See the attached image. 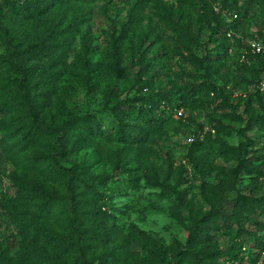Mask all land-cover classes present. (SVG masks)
I'll return each mask as SVG.
<instances>
[{"label":"rangeland","instance_id":"1","mask_svg":"<svg viewBox=\"0 0 264 264\" xmlns=\"http://www.w3.org/2000/svg\"><path fill=\"white\" fill-rule=\"evenodd\" d=\"M5 1L0 0V6ZM15 1L24 6L28 0ZM58 1L50 11H45V3L41 2L34 17L3 11L2 21L13 41L17 68L5 61L8 48L0 37V72L13 78L12 83L37 86L32 88L34 108L3 112L0 101V256L6 252L16 258L33 237L35 224L26 220L25 213L43 217L47 228L55 229L56 234L74 232L83 225L81 219L70 222L58 204L47 212V202L66 194V188L61 177L42 164L45 159L59 162L62 178L66 169L79 165L78 172L86 180L96 181L101 195L89 192L82 196V211L102 208L111 213L115 217L111 223H116L129 238V247L123 252L97 240L86 242L89 258L105 253L110 264H132L138 253L143 257L142 264H163L161 256L166 250H187L194 219L198 216L204 220L214 207L217 186L225 187L227 183L222 190L228 200L237 195L230 185L232 170L239 163L238 150L225 153L218 143L203 149L200 154L205 157L204 171L196 169L187 157L192 141L206 139L209 133L218 135L212 116L215 114L234 128L220 135L230 146L250 143L251 156L253 151L264 153V131L250 123V116L264 112L257 101L256 110L243 115L242 122L216 111L217 99L229 95L232 102L238 103V111H244L243 102L237 101V92L243 93L246 79L254 76L246 40L242 43L236 38L224 39L223 31L215 34L217 22L201 10L198 0ZM237 1L248 7L241 33L258 32L264 26V0ZM121 36H125L122 57L114 58L113 46ZM25 51H41L47 58L31 57L25 67ZM52 64V71L62 72L57 80L45 84L40 81L42 69ZM24 67L31 81L22 80L20 72ZM141 78L143 82L153 81V88L144 93L160 100L171 92L173 105H180L178 110H183L184 115L178 116L177 110L159 114L161 128L148 130L147 138L140 134L145 137L143 142L96 137L76 153L63 156L58 152L48 136L52 126L75 115L90 114L95 115L103 129L113 132L118 120L112 108L134 95L133 87L140 86ZM211 84L222 90L212 91ZM114 87L118 91L113 96ZM234 89L238 91L233 92ZM125 111L131 112L132 120L133 111L128 107ZM135 122L145 125L142 119ZM249 125L251 128L245 130ZM241 177L239 189L249 185L256 196L264 198V176L258 178L257 184ZM99 179L109 182L103 184ZM177 191L186 193L188 208L179 204ZM232 207L231 201L226 202L220 211L231 213ZM100 221L101 216H97L94 223L85 224L91 234L101 227ZM261 224L264 216L245 214L238 222L229 221L230 229L212 232L214 241L204 242L201 247L210 244L216 254L205 264H237L231 260L232 254L245 257V264H264V254L256 260L258 250L250 240L244 245L237 241L239 229L264 236ZM133 227L158 240L156 250L161 256L151 254L152 245L132 237ZM164 248L165 252L160 250Z\"/></svg>","mask_w":264,"mask_h":264},{"label":"trees","instance_id":"2","mask_svg":"<svg viewBox=\"0 0 264 264\" xmlns=\"http://www.w3.org/2000/svg\"><path fill=\"white\" fill-rule=\"evenodd\" d=\"M252 1V0H251ZM41 2L45 3V11L52 10L58 0H28L26 5L22 6L18 4L15 0H6L2 6H0V37L3 42L7 45L8 55L5 57V61L11 67L17 68L16 66V52L13 49V41L10 39V32L7 25L2 21L3 11L7 9L10 13H15L19 16L34 17L37 15L35 12L36 6L38 7ZM198 4L207 16L217 22V26L214 29L215 34L224 32V39L236 38L240 42H244L250 37L258 35L262 40H264V26L256 33L254 32H244L241 33V26L245 20V13L248 11L246 4H241L237 0H198ZM220 7V11L216 10ZM28 15L27 13H30ZM225 12L227 15H225ZM238 15L237 19L233 18V15ZM229 16V17H227ZM229 33H232V37H229ZM195 40H199L198 36H194ZM125 41V36L118 38L114 44V58L122 57V45ZM224 44V43H223ZM246 44V43H245ZM247 49V44L245 45ZM25 59L23 60L24 66L26 67L31 59V57H36L39 59L47 58V55L41 51H29L24 52ZM252 61V73L254 76L252 79H246L243 93L239 94L237 92V101L243 102L244 111H238V103H234L231 100L230 95L223 98H218L219 101L216 111H223V116L227 119H231L235 122H242L245 120L243 115L252 114L256 110L254 102H258L260 105V110H264V93L259 89V85L262 80H264V60L259 55L249 54ZM121 59V58H119ZM21 70L20 75L22 80L28 82L30 76L27 70ZM54 65L52 64L50 68H43L40 76V81H44L45 84L52 82V80H57L62 71H52ZM36 68L32 70L33 76L35 75ZM52 72V73H51ZM13 78L6 77L3 72H0V101H3V109L1 111L12 113L15 111H20L22 109L34 108V99L32 97L33 89L37 85H33L31 88L28 83H22L17 81L12 83ZM153 81L143 82L142 78L139 80V87H133L135 90L134 95L130 98H126L121 104L115 105L112 110L114 116L118 120V123L114 131L110 132L109 129H103L101 124L96 119L95 115H75L65 121L59 126H52L48 136L50 140L55 143L58 148V152L61 155L66 156L69 154L76 153L83 148L87 147L89 143L96 137L108 138L109 140H114L113 138H119L120 141L124 143H130L133 141L143 142L145 137L148 136V130L152 131L159 130L161 128L159 114L162 115L164 112L168 111H178L182 108L180 105H173L172 103V93L166 92V94L161 97L160 100L152 98L151 94L144 93V90L148 89L150 91L153 88ZM249 88V89H248ZM212 91L218 93V90H222L216 85L211 84ZM118 89L114 87L111 94L114 96L117 94ZM238 91L234 89L233 92ZM150 95V96H149ZM125 107H128L133 111V119L129 120L130 113H126ZM147 114L152 115L147 118ZM128 116V119L126 117ZM137 116V118H134ZM143 120V124L136 123L135 120ZM212 119L216 122V128L218 129V135L215 137L209 133L206 139L195 140L189 147L188 160L192 165L200 170L204 171V160L205 157L200 152L208 147L213 148V143L220 144L222 151L228 154L233 153L235 150L239 151V163L232 170V184L230 185L237 195L232 200L226 199L222 190L224 186H217L216 192L214 191L216 204L212 207L211 211L205 214L204 220H200L197 216L194 219L195 225L192 226L190 230V240L189 247L184 251H167L166 248L160 250H166L164 256L159 254L156 250L160 245L158 240L147 232L141 231L138 228H132V237L134 239H140L142 242H147L152 245L151 254L161 256V263L171 264V262H176V264H205L206 261L214 258L216 254L215 250H212L210 244L208 246L201 247L204 242H213L212 232H220L224 229L231 227L228 226L229 221L238 222L241 217L245 214H254L256 216H264V198L262 196H256L254 194V189L249 185L243 187L245 189L238 188V180L242 178H250L253 183L257 184L259 177L264 176V153H259V151H253L251 156L250 143L245 146L243 142L239 147L230 146L225 140L220 138L221 132L234 130L233 127L227 126L222 122V119L217 118L216 115L212 116ZM194 121V120H193ZM254 122V125H258L264 131V112L258 113V116H250V123ZM251 125V124H250ZM248 128H251V126ZM144 129V130H143ZM147 130V131H146ZM228 130V131H227ZM230 132V131H229ZM145 135L144 138L140 134ZM152 133V132H149ZM250 146V147H248ZM258 154V155H255ZM254 155V156H253ZM261 162V163H259ZM42 164L51 168V172L55 175L61 177L66 188V194L63 196H58L57 200H49L46 206L47 212L50 210L52 205L58 204L63 213L69 217L70 222L77 219H81L83 225L79 227L76 231L72 232L67 230L58 232L56 234L55 229L47 228L46 223L43 221V217L36 213H25L26 220L31 224H35L33 237L29 239L23 246L21 252L16 258L11 257L9 253L4 252L0 256V264H110L108 255L100 257L89 258L87 256L84 244L92 240L99 241L105 247L117 248L118 252H123L129 247V238L126 233H124L116 223H111V220L115 217L103 209H98L92 212H83L81 209L82 196L92 192L95 196H101L97 189V182L93 179H85L78 172L79 165H75L69 169H66L67 173L62 178V171L59 168V162L56 163L49 162L45 159L42 160ZM103 184H107L109 179H99ZM234 181V183H233ZM130 186H134L131 184ZM129 187V186H128ZM177 199L179 204L184 206L187 205L186 193L182 191H177ZM53 199V198H52ZM233 204V209L230 210L231 213H226L220 211L226 202ZM57 202V203H55ZM182 216V214H179ZM207 215V216H206ZM97 216H101V227L95 229L94 233L91 234L90 229L86 227L87 222H92L96 220ZM66 226H69L68 219L66 220ZM261 230L264 231V224H261ZM91 234V235H89ZM247 236L245 240L242 236ZM250 240L253 243L252 247H255L257 251L256 260L261 258L264 254V236L258 235L256 232L250 231L248 229H239L237 232V241L242 245L246 244ZM241 245V248L243 247ZM88 246V244L86 245ZM218 252V251H217ZM169 260V261H168ZM235 263L245 264V257H241L240 254H232V258ZM255 260V261H256ZM143 257L136 253L133 257L132 264H142Z\"/></svg>","mask_w":264,"mask_h":264},{"label":"built area","instance_id":"3","mask_svg":"<svg viewBox=\"0 0 264 264\" xmlns=\"http://www.w3.org/2000/svg\"><path fill=\"white\" fill-rule=\"evenodd\" d=\"M216 10L219 12L220 7H217ZM225 15L227 13L225 12ZM234 19L238 18V15H233ZM229 37H232V33H229ZM247 44V54H252V55H259L263 58L264 60V40H262L258 35H255L253 37H250L246 40ZM259 89L264 93V80L261 81L259 85ZM178 116H183V110H178L177 111Z\"/></svg>","mask_w":264,"mask_h":264}]
</instances>
